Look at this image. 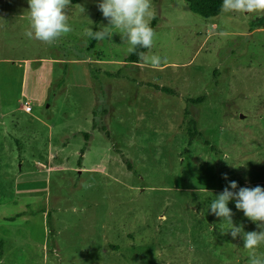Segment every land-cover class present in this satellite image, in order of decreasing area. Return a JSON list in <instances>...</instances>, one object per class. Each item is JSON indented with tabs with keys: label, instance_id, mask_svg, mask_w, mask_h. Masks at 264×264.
Listing matches in <instances>:
<instances>
[{
	"label": "rangeland",
	"instance_id": "374dc122",
	"mask_svg": "<svg viewBox=\"0 0 264 264\" xmlns=\"http://www.w3.org/2000/svg\"><path fill=\"white\" fill-rule=\"evenodd\" d=\"M98 2L72 3L73 30L47 44L24 35L27 0H0V264H248L208 206L225 173L264 187V12L152 0L157 70L118 33L88 50ZM189 119L216 151L188 141Z\"/></svg>",
	"mask_w": 264,
	"mask_h": 264
},
{
	"label": "clouds",
	"instance_id": "9594fccd",
	"mask_svg": "<svg viewBox=\"0 0 264 264\" xmlns=\"http://www.w3.org/2000/svg\"><path fill=\"white\" fill-rule=\"evenodd\" d=\"M29 4V28L24 35L28 39L52 44L67 36L73 29L68 23L67 9L72 0H27ZM98 10L108 24L102 25L98 31L92 28L85 34L96 41L111 40L114 33L120 34L123 42L128 44V52L138 56L139 62L149 64L153 69H159L163 60L158 55H148L143 50H151L156 43L157 34L149 21L154 19L152 0H99ZM221 12L251 14L264 12V0H222ZM226 38L228 31L216 33ZM137 49H142L137 51ZM225 156L223 160L227 161ZM227 181L223 191L212 200L208 206L211 214L222 219L230 227L224 234H230L233 239L243 240V247L249 251L248 264H264V252L258 251L264 245V187H239L238 182L230 180L227 173L223 174ZM88 187L87 184L83 185ZM230 201H235L237 210L257 225L258 230L244 231L243 224L237 226L233 222L235 213L230 209Z\"/></svg>",
	"mask_w": 264,
	"mask_h": 264
},
{
	"label": "trees",
	"instance_id": "16d2710c",
	"mask_svg": "<svg viewBox=\"0 0 264 264\" xmlns=\"http://www.w3.org/2000/svg\"><path fill=\"white\" fill-rule=\"evenodd\" d=\"M80 0H72V3H77ZM189 9L191 11H193L194 13L205 17V18H210V17H215L217 16L220 12H221V4H222V0H185ZM156 18H154L151 23L150 26L154 29L155 25H156ZM264 23V16L260 17L256 20L255 23H252L253 26H261ZM96 31V30H94ZM97 41L94 39L89 38L88 41V50L93 49L96 46ZM142 49H137V51H141ZM143 51H146L143 50ZM128 62H139L138 60V56L135 54H130L127 56L126 59ZM155 88L161 90V91H168L169 89L166 87H161L158 85H155ZM193 102H199L201 101V98H196L192 100ZM187 111L185 112V115H187ZM95 127V126H94ZM186 130H187V137H188V141L191 142L194 139H203V143L206 145H210L211 149L216 151L215 147L209 142V140L204 139L202 137V133L201 131H199L198 127H197V121L193 120V119H189L187 121L186 124ZM85 137H89L88 133H85ZM11 219V218H10Z\"/></svg>",
	"mask_w": 264,
	"mask_h": 264
},
{
	"label": "built area",
	"instance_id": "2783aa9c",
	"mask_svg": "<svg viewBox=\"0 0 264 264\" xmlns=\"http://www.w3.org/2000/svg\"><path fill=\"white\" fill-rule=\"evenodd\" d=\"M24 111L25 112H30L32 109L31 103L29 101H24Z\"/></svg>",
	"mask_w": 264,
	"mask_h": 264
}]
</instances>
